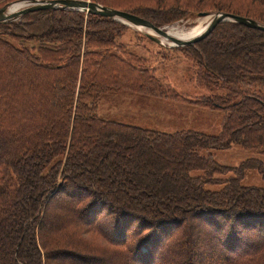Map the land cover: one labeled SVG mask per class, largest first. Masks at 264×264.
I'll use <instances>...</instances> for the list:
<instances>
[{"label":"trees","instance_id":"1","mask_svg":"<svg viewBox=\"0 0 264 264\" xmlns=\"http://www.w3.org/2000/svg\"><path fill=\"white\" fill-rule=\"evenodd\" d=\"M90 1L158 28L217 13L264 25V0ZM130 31L77 10L0 25V264H264V189L243 186L249 170L264 179V162L205 154L264 155V32L227 22L196 46L160 45L184 53L208 93L191 100L121 41ZM113 93L222 111V130L105 120Z\"/></svg>","mask_w":264,"mask_h":264},{"label":"rangeland","instance_id":"2","mask_svg":"<svg viewBox=\"0 0 264 264\" xmlns=\"http://www.w3.org/2000/svg\"><path fill=\"white\" fill-rule=\"evenodd\" d=\"M207 17L209 16L191 17L164 28L169 34L177 36V34H183L193 28L195 29L199 22ZM205 24H202L198 30L203 28ZM136 32L140 33L139 38ZM136 32H128L121 41L127 43L129 48L139 55L151 59L150 67L159 68L156 72L158 78L191 100L208 95L205 89L198 86L196 75L194 71L190 70L188 59L185 61L184 53L169 51L168 48H173L169 42L165 41L161 45L158 42L148 41L147 37H145L146 31L137 30ZM191 34L183 38H188ZM160 45L163 48L168 47V50H162ZM159 52L164 53L168 58H173L172 61L154 57ZM152 56L154 59H152ZM181 60H183L181 65H176V61ZM99 106V115L105 120L122 122L146 130L169 134L181 131H198L208 135H219L224 121V112L219 110H209L190 103L173 102L135 93L107 94L102 97ZM205 154L212 155L218 163L228 167H237L250 159H260L264 162V155L260 152L246 151L239 147L228 150L212 149L205 152ZM229 177L230 175H224L219 178L228 179ZM243 186L246 188L264 189V179L257 171L249 170L243 180ZM222 188L223 186L208 187V189L215 191Z\"/></svg>","mask_w":264,"mask_h":264},{"label":"water","instance_id":"3","mask_svg":"<svg viewBox=\"0 0 264 264\" xmlns=\"http://www.w3.org/2000/svg\"><path fill=\"white\" fill-rule=\"evenodd\" d=\"M22 3L25 5L15 12L12 11L14 6ZM48 10H77L91 15L113 19L138 31H146L145 34L149 39L154 42H158L161 45H163L165 41L169 42L173 48L196 46L208 38L220 24L227 22L237 23L248 28L264 32V25L255 20L226 13H217L215 15L201 14L200 17H212L209 25L200 35L191 39H184L169 34L166 28H158L143 18L137 17L127 12L103 7L90 0H21L8 4L0 10V25L10 22H17L28 14Z\"/></svg>","mask_w":264,"mask_h":264},{"label":"bare ground","instance_id":"4","mask_svg":"<svg viewBox=\"0 0 264 264\" xmlns=\"http://www.w3.org/2000/svg\"><path fill=\"white\" fill-rule=\"evenodd\" d=\"M23 5H25V4L22 3V4H18V5H16V6H14V7L12 8V11L15 12V11L19 10ZM211 20H212V17H211V16H210V17H207V18H205V19H202V20L199 22V25H198L195 29L193 28V29H191L190 31L184 32L183 34H177V37H179V38H183L184 36H186V35H188V34H191L193 31H196V32H193L188 38H184V39H191V38H194V37L200 35V34L205 30V28L209 25V23L211 22ZM204 23H206L205 26H203V28H201L200 30H198L199 27L202 26V24H204ZM197 30H198V31H197ZM175 31H176V30H175ZM173 32H174V31H173ZM173 32H172V34H173ZM177 32H178V31H177Z\"/></svg>","mask_w":264,"mask_h":264}]
</instances>
